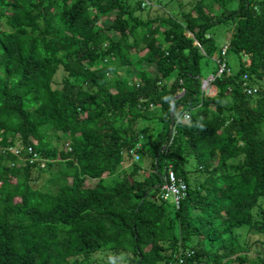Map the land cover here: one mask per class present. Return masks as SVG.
<instances>
[{"label":"trees","instance_id":"obj_1","mask_svg":"<svg viewBox=\"0 0 264 264\" xmlns=\"http://www.w3.org/2000/svg\"><path fill=\"white\" fill-rule=\"evenodd\" d=\"M0 264H264V0H0Z\"/></svg>","mask_w":264,"mask_h":264},{"label":"rangeland","instance_id":"obj_2","mask_svg":"<svg viewBox=\"0 0 264 264\" xmlns=\"http://www.w3.org/2000/svg\"><path fill=\"white\" fill-rule=\"evenodd\" d=\"M185 1H192V0H185ZM166 10L169 11V12H172V11L177 12V11H179V6H178V4L173 3V4L169 5V6L166 8ZM216 40H217V44H218V46H220V45L222 46V45L226 42L227 37L225 36L224 39H223L222 37H216ZM223 41H224V42H223ZM228 63H229V65H230L232 68H234V69H237V68H238L237 61L235 60V54H234L233 52H230V53L228 54ZM42 166H44V165H42ZM56 167H57V166L55 165V168L53 167L51 171H55V170H56ZM48 178H49L48 174H43V175L41 176L40 180H38V181L35 183V185H37V187H39V186L42 185V184H43ZM96 257H98V258L100 257V258H101L100 255H96Z\"/></svg>","mask_w":264,"mask_h":264},{"label":"clouds","instance_id":"obj_3","mask_svg":"<svg viewBox=\"0 0 264 264\" xmlns=\"http://www.w3.org/2000/svg\"><path fill=\"white\" fill-rule=\"evenodd\" d=\"M227 49H228V46H227V45L223 47V49H222V53H223V55L226 54ZM214 59L217 60V57L215 58V56H214ZM223 67H224V71H223V72H220V70H221ZM224 72H228V73H230V68H229L228 64L226 65L225 63H224V64H221L220 69H219V71H218V75H221V74H223ZM214 79H215L214 76H209L206 80H204L202 88H203V90L205 91L206 94H212V93H215V92H216V87H214V86L211 84L212 81H213ZM183 92H184V91H183ZM183 92H182V93H183ZM180 94H181V93H180ZM184 117H187V115H184ZM138 147H139V145H138ZM135 159H136V156H135ZM136 160H137V159H136Z\"/></svg>","mask_w":264,"mask_h":264},{"label":"built area","instance_id":"obj_4","mask_svg":"<svg viewBox=\"0 0 264 264\" xmlns=\"http://www.w3.org/2000/svg\"><path fill=\"white\" fill-rule=\"evenodd\" d=\"M223 71H224V67L220 70V72H223ZM248 92H249V94L252 93L251 90H248ZM30 151H31V149H30ZM136 159H138L137 156H136ZM171 180L175 182V176H173V174L171 175ZM179 187L182 188V190H185V185H183V184H181L180 186L177 187V186L173 183L172 185H170V186H168V187H165V188H167L168 192H169L170 194H172V195L175 197V200H176V201L180 199V195H181V194H180V189H179ZM166 196H167V195H166ZM168 196H169V195H168Z\"/></svg>","mask_w":264,"mask_h":264},{"label":"water","instance_id":"obj_5","mask_svg":"<svg viewBox=\"0 0 264 264\" xmlns=\"http://www.w3.org/2000/svg\"><path fill=\"white\" fill-rule=\"evenodd\" d=\"M182 94H183V93L179 94V95L176 97V99H179V98L182 96ZM173 103H174V100L171 102V106H172V108H171V112H172V113H173Z\"/></svg>","mask_w":264,"mask_h":264}]
</instances>
